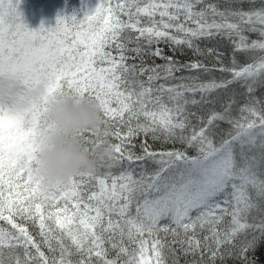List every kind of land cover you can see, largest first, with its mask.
<instances>
[{
    "label": "snow or ice",
    "instance_id": "obj_1",
    "mask_svg": "<svg viewBox=\"0 0 264 264\" xmlns=\"http://www.w3.org/2000/svg\"><path fill=\"white\" fill-rule=\"evenodd\" d=\"M19 3L0 0V264H250L264 236V0H98L36 29ZM213 41L230 44L228 64ZM65 94L101 113L74 131L82 150L113 155L45 183L46 111Z\"/></svg>",
    "mask_w": 264,
    "mask_h": 264
},
{
    "label": "clouds",
    "instance_id": "obj_2",
    "mask_svg": "<svg viewBox=\"0 0 264 264\" xmlns=\"http://www.w3.org/2000/svg\"><path fill=\"white\" fill-rule=\"evenodd\" d=\"M46 93V86L41 82L29 90L28 97L35 102ZM46 116L54 129L45 136L38 153L39 175L45 183L67 180L80 172L94 173L101 164L111 163L113 149L109 144L99 147L93 156L82 150L73 134L76 129L95 128L100 124L102 117L95 101L60 95L49 103Z\"/></svg>",
    "mask_w": 264,
    "mask_h": 264
},
{
    "label": "trees",
    "instance_id": "obj_3",
    "mask_svg": "<svg viewBox=\"0 0 264 264\" xmlns=\"http://www.w3.org/2000/svg\"><path fill=\"white\" fill-rule=\"evenodd\" d=\"M97 2L98 0H20L18 10L22 14L24 23L30 29H36L40 27L42 23L45 27L54 26L56 17L59 14H75L77 18H80L84 11L93 9ZM201 46L204 47L205 45L202 44ZM207 46L217 47L220 51L226 53L224 63H229L231 46L227 41H220L219 43L213 41L208 43ZM179 58L184 61L194 59L195 57H192L191 53L188 52L187 55ZM201 59H204L208 64L213 62L212 57H201ZM239 59L243 61L244 57L240 56ZM157 63H161V61L157 60ZM216 75L219 76V73L217 72ZM236 87L239 88V86ZM260 94L259 92L257 93V95ZM222 127L227 126L222 125ZM248 256L250 264H264V236L257 238ZM188 259H191V257ZM181 264H184L183 260ZM217 264H221V261H217ZM223 264H240V262L235 259H226Z\"/></svg>",
    "mask_w": 264,
    "mask_h": 264
}]
</instances>
